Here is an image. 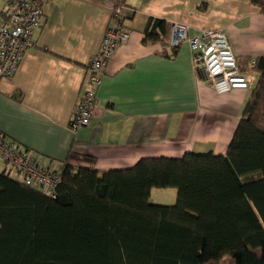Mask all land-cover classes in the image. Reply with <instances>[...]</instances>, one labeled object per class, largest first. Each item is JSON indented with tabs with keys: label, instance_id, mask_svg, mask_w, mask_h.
<instances>
[{
	"label": "crops",
	"instance_id": "crops-1",
	"mask_svg": "<svg viewBox=\"0 0 264 264\" xmlns=\"http://www.w3.org/2000/svg\"><path fill=\"white\" fill-rule=\"evenodd\" d=\"M5 4L0 0V26ZM117 4L125 5L131 39L104 68L90 125L73 133L69 122L88 65ZM43 8L35 46L25 52L13 76L0 77V133L25 147L37 163L61 169L74 151L91 156L95 169L105 171L130 168L147 157L227 153L259 78L253 67L264 55L259 5L251 0H43ZM150 17L167 22L165 40L143 42ZM175 23L187 25L191 36L223 29L253 86L217 93L196 74L188 42L176 55L166 56ZM0 171L16 178L1 160ZM156 190L159 199L177 192L155 188L151 199Z\"/></svg>",
	"mask_w": 264,
	"mask_h": 264
},
{
	"label": "trees",
	"instance_id": "trees-1",
	"mask_svg": "<svg viewBox=\"0 0 264 264\" xmlns=\"http://www.w3.org/2000/svg\"><path fill=\"white\" fill-rule=\"evenodd\" d=\"M251 1L264 13V0ZM168 34L150 17L143 42ZM253 70L259 78L225 155L99 171L71 151L55 197L0 171V264H264V55ZM155 188H175V204L152 202Z\"/></svg>",
	"mask_w": 264,
	"mask_h": 264
},
{
	"label": "built area",
	"instance_id": "built-area-1",
	"mask_svg": "<svg viewBox=\"0 0 264 264\" xmlns=\"http://www.w3.org/2000/svg\"><path fill=\"white\" fill-rule=\"evenodd\" d=\"M124 8V4L112 7L111 21L98 52L88 65V79L69 122L73 133L90 125L97 109V94L104 68L118 47L131 39L132 33L125 25ZM43 15V0H6L0 26V77H11L17 72L25 52L35 46L33 35ZM183 42L190 45L196 74L209 82L217 93L253 86V78L241 70L223 29H203L191 36L187 25L175 23L168 46L179 47ZM0 160L23 183L55 197L61 183V169L37 163L25 147L2 133Z\"/></svg>",
	"mask_w": 264,
	"mask_h": 264
},
{
	"label": "rangeland",
	"instance_id": "rangeland-1",
	"mask_svg": "<svg viewBox=\"0 0 264 264\" xmlns=\"http://www.w3.org/2000/svg\"><path fill=\"white\" fill-rule=\"evenodd\" d=\"M170 49H172V48H170ZM156 191L154 192L155 194H154L153 198L151 199L152 202H155L156 200H160L161 199L162 201H165L166 203H163V202H157V203L166 204V205L175 204V202L177 200V192H175V194L172 195V198H170L171 194H166L164 197L159 199V196H158L159 194H157L158 191L157 192Z\"/></svg>",
	"mask_w": 264,
	"mask_h": 264
}]
</instances>
